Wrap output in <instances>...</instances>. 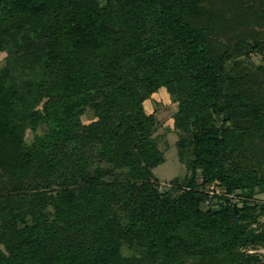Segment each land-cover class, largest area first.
I'll list each match as a JSON object with an SVG mask.
<instances>
[{"label": "trees", "instance_id": "1", "mask_svg": "<svg viewBox=\"0 0 264 264\" xmlns=\"http://www.w3.org/2000/svg\"><path fill=\"white\" fill-rule=\"evenodd\" d=\"M263 51L264 0H0V264H264Z\"/></svg>", "mask_w": 264, "mask_h": 264}, {"label": "rangeland", "instance_id": "2", "mask_svg": "<svg viewBox=\"0 0 264 264\" xmlns=\"http://www.w3.org/2000/svg\"><path fill=\"white\" fill-rule=\"evenodd\" d=\"M105 1L106 0H103V2ZM3 58L4 55H0V59L2 60ZM243 63L253 68L260 66L264 67V51L262 54L254 53L250 58L243 59ZM145 109L147 113H154L157 117V127L154 137L158 148L165 155V163L154 169V175L160 181V186L163 190L170 189L173 180H178L182 183L188 174L186 166L178 157L176 146L179 139L178 134L169 131L171 117L177 111L178 106L165 90H161L146 101ZM92 118L93 113L88 110L83 117V121L87 123L92 120ZM27 141L29 143L33 141V134L30 131L27 133ZM217 189V187H213L209 192L211 194L221 192ZM255 201L264 204V192L258 193L255 197ZM261 221L264 222V217ZM258 250L264 253V247H260Z\"/></svg>", "mask_w": 264, "mask_h": 264}]
</instances>
